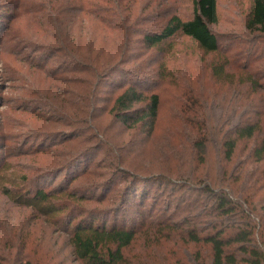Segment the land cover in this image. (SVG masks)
I'll use <instances>...</instances> for the list:
<instances>
[{"label":"trees","instance_id":"1","mask_svg":"<svg viewBox=\"0 0 264 264\" xmlns=\"http://www.w3.org/2000/svg\"><path fill=\"white\" fill-rule=\"evenodd\" d=\"M116 4L118 22L105 18L100 21L96 14L81 8L77 14L87 15L78 17V24L74 23L77 15L70 11L66 12V17L70 18L61 20L62 5L44 7L49 14L44 15V24L40 25L52 42L38 46L45 52L54 48L59 58L58 69L66 75L59 78L63 88L52 112L71 136L82 134L92 129L101 87L111 75L122 71L124 65L139 61L134 75L143 79L172 76L177 68L174 62L178 52L170 56V50L174 48L175 38L181 37H186L205 53H215L207 63L210 80L221 86L227 83L231 93L211 90L202 96L200 108L193 109L189 122L177 132L178 148L167 145L175 164L161 180L191 186L198 195L190 199L177 221L158 222L172 215L167 212L169 207H163L154 216L142 211L137 224L134 218H126L128 213L119 223L117 220L109 222L99 211L84 209L83 202L94 198L70 189V180L65 187L60 184L49 190H32L29 186L11 190L14 185L0 186V190L15 204L30 207L39 216L53 218L54 228L66 234L76 264H127L123 250L136 242L141 232L150 234L145 240L148 247L161 240H170L173 251L192 245L187 259L177 257L172 264H264V129L260 123L264 115V0H250L244 26L247 35L234 50L231 46L221 49L217 34L210 28L219 20L217 0H192L188 18L168 14L154 29L143 32L131 29L125 16L126 6L118 0ZM20 8L25 13L32 11L26 1H21ZM88 15L98 20L104 29L111 30L108 37L113 43L111 48L97 43L95 32L85 25L90 20ZM135 34L140 36L141 46L132 53ZM168 62L173 64L169 66ZM142 68L144 71L140 70ZM118 88L122 89L109 107L113 117L126 128L152 127L158 111V95L137 82ZM197 101L195 99L193 104ZM214 107L220 110L218 117L214 115ZM181 110L188 113L191 108ZM233 116L237 117L236 122ZM248 139L253 140V147L233 175L229 173V165L234 161L239 142ZM210 148H215L217 160L208 167ZM82 151L81 147L68 148L61 166H71ZM26 180L22 177L21 182ZM138 181L137 176L133 177L128 188H135ZM139 191L137 196L135 190L132 194L143 205L149 191L147 186ZM130 192L123 198L124 205L138 206L133 199H127ZM181 200L188 201L189 197L182 195ZM170 204L178 209L180 203ZM173 217L167 221L174 220ZM151 230L153 233L149 232Z\"/></svg>","mask_w":264,"mask_h":264},{"label":"rangeland","instance_id":"2","mask_svg":"<svg viewBox=\"0 0 264 264\" xmlns=\"http://www.w3.org/2000/svg\"><path fill=\"white\" fill-rule=\"evenodd\" d=\"M21 1H26L32 11H22ZM116 1L0 0V175H4L0 177V186L14 185L11 190L27 186L32 190H49L60 184L65 187L70 180V189L94 198L83 202L86 204L84 209L101 212L100 215L107 217L109 222L117 220L120 223L127 213V219L138 221L142 211L147 216H154L159 209L169 207L167 212L172 215L158 219L161 224H167L179 220L182 209L198 195L191 186H177L175 180L161 182L162 176L175 164L167 145L178 148L177 132L186 121L189 122L193 109L200 108L202 96L211 90L231 93V88L227 83L221 86L210 80L207 63L215 53L203 52L186 37L175 38L170 56L173 52H178V56L172 76H146L143 79L134 75L139 61L129 62L101 87V98L92 119L94 127L71 136L52 112L63 88L59 78L66 75L58 69L59 58L58 54L55 56L54 48L51 52L39 49L38 45L46 46L45 43L52 42L40 23L44 15L49 14L47 8L59 4L63 9L62 21L70 18L66 17V12L70 11L77 15L74 23L78 24V17L84 13H77L83 8L96 14L99 20L118 22ZM118 1L127 8L125 16L131 29L140 32L154 29L168 14L186 19L192 10V0ZM217 4L219 20L210 28L217 34L221 49L231 46L234 50L247 35L244 26L250 0H217ZM36 16L40 20H36ZM90 17L85 25L95 32L97 43L111 48L113 43L108 39L111 30L104 29L98 20ZM139 37L138 34L133 36L132 53L141 46ZM172 64L168 62L169 66ZM140 70L144 71L143 68ZM139 73L142 75L143 72ZM130 82H137L158 95V111L150 128H126L109 111L112 99L122 89L119 85ZM195 99L198 101L193 104ZM187 107L191 110L182 112L181 109ZM213 110L218 117L220 110L216 107ZM232 119L237 121L236 116ZM260 123L264 129V115ZM78 147L83 151L77 160L66 168L61 166L68 148ZM252 147V139L239 142L229 173L236 174ZM207 159L208 167L216 162L215 148L208 150ZM135 176L140 181L135 188L129 189ZM22 177H26V182H21ZM144 186L149 192L146 202L141 205V200L132 191L135 190L137 196ZM129 190L127 199H133L138 206L124 205L123 198ZM182 195L188 196L189 200L182 201ZM170 202H179V208ZM172 216L174 220L167 221ZM53 224V218L39 216L30 207L15 204L0 190V264H76L66 234L56 230ZM149 232L153 233L152 230ZM146 236L150 234L139 233L136 242L124 248L127 264H172L177 257L187 259L193 249L189 245L182 251H173L170 240H161L148 247L145 246Z\"/></svg>","mask_w":264,"mask_h":264}]
</instances>
